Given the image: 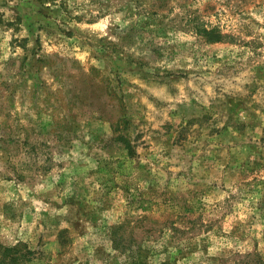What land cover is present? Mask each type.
I'll return each instance as SVG.
<instances>
[{
    "label": "rangeland",
    "instance_id": "rangeland-1",
    "mask_svg": "<svg viewBox=\"0 0 264 264\" xmlns=\"http://www.w3.org/2000/svg\"><path fill=\"white\" fill-rule=\"evenodd\" d=\"M0 264H264V0H0Z\"/></svg>",
    "mask_w": 264,
    "mask_h": 264
}]
</instances>
